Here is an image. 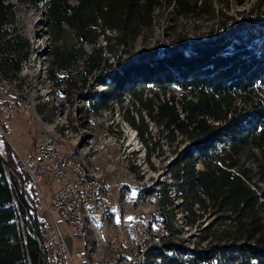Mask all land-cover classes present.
Segmentation results:
<instances>
[{
  "label": "trees",
  "instance_id": "obj_1",
  "mask_svg": "<svg viewBox=\"0 0 264 264\" xmlns=\"http://www.w3.org/2000/svg\"><path fill=\"white\" fill-rule=\"evenodd\" d=\"M40 1L50 37L58 40L66 30L79 46L89 47L76 63L77 73L94 89L85 101L108 106L113 100L121 103L119 97L125 93L134 113L124 119L147 156L162 139L167 145L183 144L176 146L168 169L180 200L178 211L185 227L200 219L212 221L201 230L202 249L172 242L175 233L164 208L171 212L173 204L160 200L167 197L162 185L150 221L158 222L163 232L160 244L148 251V262L264 264V8L224 19L207 38L184 49L113 63L108 60L114 55L112 47L129 49L152 27L155 14L196 17L213 12L210 4L207 0ZM9 8L0 0V66L12 65L16 73L19 61L27 56H19L18 39L7 36L5 27L12 22ZM68 58L58 50L51 55L58 70H64ZM97 86L104 89L96 91ZM1 142L0 155L20 177L36 213L20 161ZM41 226L45 229L37 220V228ZM39 243L15 178L0 163V264H42Z\"/></svg>",
  "mask_w": 264,
  "mask_h": 264
},
{
  "label": "rangeland",
  "instance_id": "obj_2",
  "mask_svg": "<svg viewBox=\"0 0 264 264\" xmlns=\"http://www.w3.org/2000/svg\"><path fill=\"white\" fill-rule=\"evenodd\" d=\"M197 1L203 3L206 0ZM207 1L213 10L209 14L186 18L155 14L152 27L138 36L129 49L126 46L112 47L114 55L108 57L109 62L135 61L147 55L184 49L190 42L207 38L224 19L228 21L239 13L246 14L264 8V0ZM4 2L10 5L9 13L12 15L11 24L5 27L7 36L18 39L19 56L25 54L27 57L19 61L16 73L12 65L0 66V149L3 140L17 158L27 159L36 142L62 139L64 142H60V148L63 152L81 153L80 158L84 160L93 156L95 161L96 157L97 160L90 163L89 169L103 180L115 179L116 182L112 199L115 218L122 215L133 217L136 213L143 215V220L153 225L154 221H150V218L156 212V192L165 185L167 197L160 200L165 205L168 200L173 204L171 212L167 207L164 208L165 220L172 227V233H175L170 240L188 249L193 245L195 247V244L197 249H202L204 242L201 239L205 234L201 230L212 220L200 219L192 227L184 226L183 214L178 211L180 200L168 175L176 146L181 148L183 144L167 145L162 139L158 145L151 146L147 156L135 130L124 119L134 113L129 108L125 93H120L121 103L113 100L108 106L85 101L94 89L91 82L77 73L76 63L83 52L89 51L88 45L79 46L66 30L58 40L50 37L42 21L43 7L40 0ZM55 50L62 53V57L70 55L63 63L64 70H58L52 64L51 55ZM103 89L102 86L96 87V91ZM151 133L156 143L153 127ZM26 186L28 197L37 208L36 223L41 220L45 225V229L42 226L38 229L42 238L39 236L38 241L41 245L42 240L44 242L47 264H59L57 244L51 235L52 224L40 196H47L50 185L42 182L40 191L33 187L31 191ZM56 222L67 250L70 253L79 250L80 243L73 234V228L58 220ZM153 228L156 231L155 225ZM99 230L102 241H105L104 229ZM162 232L160 228L158 235L156 233L158 244ZM74 264L78 262L74 260Z\"/></svg>",
  "mask_w": 264,
  "mask_h": 264
},
{
  "label": "built area",
  "instance_id": "obj_3",
  "mask_svg": "<svg viewBox=\"0 0 264 264\" xmlns=\"http://www.w3.org/2000/svg\"><path fill=\"white\" fill-rule=\"evenodd\" d=\"M18 159L28 179L27 188L31 186L40 191L42 182L50 185L47 196L44 194L40 196L52 224L51 235L57 244L59 264H67V262L74 264V260L78 264H89L83 263L81 249L73 253L67 250L57 228L56 220L72 227L78 241L76 206H83L84 213L92 223L93 233H97L98 252L104 255L103 264H136L138 262V254L142 244L145 243L142 241V233H144L142 222L145 219L143 215L135 213L133 217L122 215L120 218L111 216L110 228H103L102 224L101 227H94V220H100L101 213L110 212L112 208L111 198L116 188L115 179L85 183L77 171L72 152H63L60 143L55 139L36 142L27 159L19 157ZM87 185H94V194L86 193ZM154 225L158 235L161 225L155 221ZM99 228L105 231V241L101 239ZM42 245L45 246L43 240Z\"/></svg>",
  "mask_w": 264,
  "mask_h": 264
},
{
  "label": "bare ground",
  "instance_id": "obj_4",
  "mask_svg": "<svg viewBox=\"0 0 264 264\" xmlns=\"http://www.w3.org/2000/svg\"><path fill=\"white\" fill-rule=\"evenodd\" d=\"M56 141L58 143L64 142L62 139H58ZM72 155L77 165V171L85 183H95L99 182V180H103L89 169L90 163L94 160L93 156L84 160L83 157L82 159L80 158L81 153ZM86 193L94 194V185H87ZM112 199L113 197L111 198L112 208L110 209V212H102L100 215V220H94V227H101V224L103 228L111 227V216L114 214L112 212ZM75 219L77 222L78 242L80 243L83 263L103 264L104 255H100L98 252L97 233H93L92 223L89 220L87 214L84 213L83 206H76ZM153 225L145 222L144 220L142 222V230L144 231V233H142V241L145 243L142 244V249L138 254V262L136 264H149L147 253L150 249L158 245V238ZM92 234H94L93 239Z\"/></svg>",
  "mask_w": 264,
  "mask_h": 264
},
{
  "label": "water",
  "instance_id": "obj_5",
  "mask_svg": "<svg viewBox=\"0 0 264 264\" xmlns=\"http://www.w3.org/2000/svg\"><path fill=\"white\" fill-rule=\"evenodd\" d=\"M0 163H1L2 167L11 176H13L15 178L16 183H17L16 185H17L18 196L22 200V202H23V204H24V206L26 208L27 213L31 216L32 226H33L35 235L37 237H39V232H38V228H37L36 216H35V213H34V209L29 205V203L25 199L24 189H23V185H22V181H21L20 177L16 174L14 169L4 160V158L1 155H0ZM39 248H40V252H41V255H42V264H47L45 247L40 244Z\"/></svg>",
  "mask_w": 264,
  "mask_h": 264
}]
</instances>
